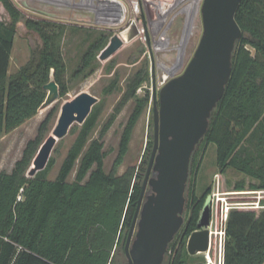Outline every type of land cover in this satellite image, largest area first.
<instances>
[{
	"label": "trees",
	"instance_id": "obj_1",
	"mask_svg": "<svg viewBox=\"0 0 264 264\" xmlns=\"http://www.w3.org/2000/svg\"><path fill=\"white\" fill-rule=\"evenodd\" d=\"M9 22L0 20V136L34 117L46 98L43 86L51 79L59 96L68 87L63 79L65 64L57 39L62 30L44 19L26 18L24 25L36 33L41 44L31 59L9 75V58L17 23L22 13L11 0H0ZM235 21L242 31L232 52V68L223 95L212 110L207 131L192 153L185 190L186 218L168 245L174 252L168 264H183L185 243L198 229L197 220L210 192L195 194L198 146L214 144L216 166L248 177L235 190H264V0H241ZM102 35L89 44L76 72L91 67L96 53L105 44ZM92 69L90 68V72ZM147 77L138 69L128 80L119 105L100 131L90 139L101 111L97 102L85 121L69 128L75 139L62 160L57 175H48L55 165L49 157L45 166L27 176L33 158L57 117L52 107L29 139L21 157L10 171L0 170V264H113L116 249L122 247L132 221L150 153L135 171L133 166L119 173L129 143L148 96L136 98V90ZM113 80L103 90L109 95L116 88ZM133 109L122 129L117 155L109 172L104 169L102 137L129 101ZM152 149V143L148 151ZM75 169L74 179L69 175ZM124 231V232H123ZM167 252V253H168ZM221 264H264V209L259 212L231 208L224 227Z\"/></svg>",
	"mask_w": 264,
	"mask_h": 264
},
{
	"label": "rangeland",
	"instance_id": "obj_2",
	"mask_svg": "<svg viewBox=\"0 0 264 264\" xmlns=\"http://www.w3.org/2000/svg\"><path fill=\"white\" fill-rule=\"evenodd\" d=\"M11 1L16 8L20 10L23 18L16 25L9 58L8 74L12 75L22 66L26 65L31 59L34 51L39 49L41 44L39 36L26 28L24 25V19L35 18L48 20L56 27L59 26L62 30L61 36L57 39V45L65 64L63 79L67 84L68 91L64 96L57 95L49 103H45V98V101L34 117L25 121L12 131L3 133L0 136V170L10 171L12 169L15 161L21 157L27 141L36 135L39 123L45 117L47 112L55 106L57 109V117L52 122L50 130L46 134L43 143L39 147L29 169L27 170V176H29V173L35 168V158L40 153L41 148L47 146L49 148L48 157H53L55 159V165L50 171L48 178L54 179L62 160L76 136V133H70L68 131V133L61 139L53 137L52 130L56 125L61 106L65 102L72 100L81 92H87L97 97L98 102H101L102 105L97 123L90 134V139L98 138L101 129L110 115L114 112V109L119 105L128 80L142 67L147 70V77L141 83L142 86L145 85L149 77L150 61L148 55L144 53L139 41L133 40L130 42H122L119 38L122 43L114 45L112 40L113 37L116 36V30L95 27L82 20L65 18L62 14L52 11V9L42 6L38 7V5L26 0ZM0 20L4 23L9 22V16L1 4ZM181 21L182 20H178L173 26L171 34L174 45H178L181 40V31L183 27ZM201 33L202 24L199 13L193 20L189 40L186 43V60H189L192 57ZM102 35L107 36V39L105 44L96 53L90 67L92 71L90 72V68H88L76 72L82 63L83 56L88 50L89 44ZM115 79L117 80L116 88L111 94L104 95L103 90L105 87ZM50 81H54L52 75ZM147 84L149 87L148 82ZM45 91L47 97L49 91ZM146 94H148V92L146 93V89L142 88L139 94H135V97L142 98L148 96ZM152 104L153 102H149L148 98L147 106L143 110L134 128L129 143V150L124 158L123 164L119 167V173H122L125 168L129 166H133L135 171H139L140 166L144 164L146 157L149 155L148 153H150L147 148L153 141ZM133 106L134 101L131 99L122 107L121 111L116 116V119L102 137L104 144L103 149L106 152L104 159V169L106 172H109L114 164L120 135ZM75 124L77 123H74L71 126H74ZM51 140H53V142L50 144ZM197 148L199 149L196 159L200 162V165L196 173L195 194L197 197H200L203 195L206 188L210 187L208 196L211 199L212 208L210 217L211 223L209 227L211 235L209 248L205 253L190 255L186 249V253L182 256V260L183 264H209L207 261L211 264H221L223 249V237L221 231L224 227L222 217L225 208H238L259 212L262 209H255L254 206L258 200L260 201V204H264V192L259 193L254 190H235L234 186L237 182L244 180L246 183L250 181V179L231 168H227L223 173L219 172L216 166V148L214 144L210 143L204 148H201V146H198ZM75 169L76 166L69 175V181L74 179ZM188 177L190 178V175ZM149 192L150 188L147 187L146 193ZM183 216L185 219V211ZM122 250V247L116 249L117 253L113 264H126V256ZM172 255H174L173 251L166 253L162 264H168Z\"/></svg>",
	"mask_w": 264,
	"mask_h": 264
},
{
	"label": "water",
	"instance_id": "obj_3",
	"mask_svg": "<svg viewBox=\"0 0 264 264\" xmlns=\"http://www.w3.org/2000/svg\"><path fill=\"white\" fill-rule=\"evenodd\" d=\"M240 1L203 0L202 33L193 55L182 74L166 82L153 100L152 149L124 244L126 264H162L169 243L184 223L190 159L223 95L231 73L232 52L242 35L235 21ZM134 35L132 29L127 38ZM112 41L114 45L122 43L117 36ZM43 88L49 91L45 103L59 95L54 81ZM97 102L98 98L87 92L65 102L52 130L53 137L61 139L72 124L81 125ZM48 149L41 148L29 176L45 166ZM211 209L207 196L197 220L198 229L187 240L190 255L205 253L209 248Z\"/></svg>",
	"mask_w": 264,
	"mask_h": 264
},
{
	"label": "built area",
	"instance_id": "obj_4",
	"mask_svg": "<svg viewBox=\"0 0 264 264\" xmlns=\"http://www.w3.org/2000/svg\"><path fill=\"white\" fill-rule=\"evenodd\" d=\"M20 1V0H19ZM24 1V0H21ZM38 7L52 9L65 18L82 20L90 25L116 30L122 42L139 41L150 61L149 77L142 88L148 92L149 102L157 98L159 90L170 79L184 71L186 60L185 47L189 40L194 18L200 13L203 0H26ZM23 4V3H22ZM42 9V8H40ZM182 20L181 40L174 45L172 30L175 23ZM190 30L188 32V25ZM135 35L128 39L131 30ZM155 68V70H154ZM149 83V87L147 86ZM259 193L264 192L257 191ZM254 208L264 209L260 201ZM229 208L223 213V224ZM224 227L221 235L224 238ZM211 232V231H210ZM211 264L209 261H207Z\"/></svg>",
	"mask_w": 264,
	"mask_h": 264
},
{
	"label": "bare ground",
	"instance_id": "obj_5",
	"mask_svg": "<svg viewBox=\"0 0 264 264\" xmlns=\"http://www.w3.org/2000/svg\"><path fill=\"white\" fill-rule=\"evenodd\" d=\"M189 30H190V23H189V25H188V32H189Z\"/></svg>",
	"mask_w": 264,
	"mask_h": 264
},
{
	"label": "flooded vegetation",
	"instance_id": "obj_6",
	"mask_svg": "<svg viewBox=\"0 0 264 264\" xmlns=\"http://www.w3.org/2000/svg\"><path fill=\"white\" fill-rule=\"evenodd\" d=\"M197 230V229H196Z\"/></svg>",
	"mask_w": 264,
	"mask_h": 264
}]
</instances>
